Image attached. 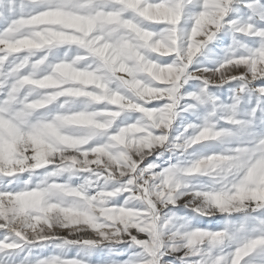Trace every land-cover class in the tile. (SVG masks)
Returning a JSON list of instances; mask_svg holds the SVG:
<instances>
[{
	"label": "snow or ice",
	"instance_id": "obj_1",
	"mask_svg": "<svg viewBox=\"0 0 264 264\" xmlns=\"http://www.w3.org/2000/svg\"><path fill=\"white\" fill-rule=\"evenodd\" d=\"M0 264H264V0H0Z\"/></svg>",
	"mask_w": 264,
	"mask_h": 264
}]
</instances>
